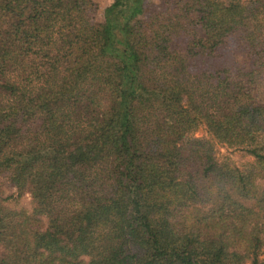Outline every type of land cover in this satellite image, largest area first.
<instances>
[{
  "label": "trees",
  "instance_id": "obj_1",
  "mask_svg": "<svg viewBox=\"0 0 264 264\" xmlns=\"http://www.w3.org/2000/svg\"><path fill=\"white\" fill-rule=\"evenodd\" d=\"M100 9L0 0V264H264V0Z\"/></svg>",
  "mask_w": 264,
  "mask_h": 264
},
{
  "label": "rangeland",
  "instance_id": "obj_2",
  "mask_svg": "<svg viewBox=\"0 0 264 264\" xmlns=\"http://www.w3.org/2000/svg\"><path fill=\"white\" fill-rule=\"evenodd\" d=\"M155 2V0H150ZM100 3V12L99 19L103 17L105 9L112 4V0H97ZM195 137L207 139L208 134L204 128H201L198 132H196ZM216 157L225 161L224 159H230L231 163L235 164L238 167H244L248 163L252 161L244 151L234 148H228L223 145H215L214 147ZM0 196L3 198H8V205L13 209H21V208H30L31 207V198L29 195L23 197L22 199L16 201V191L12 188L7 181L5 176L0 175ZM264 258V252L262 255Z\"/></svg>",
  "mask_w": 264,
  "mask_h": 264
}]
</instances>
